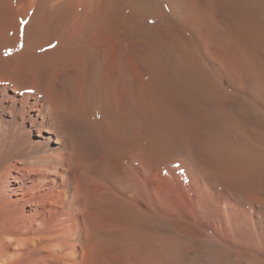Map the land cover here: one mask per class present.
Segmentation results:
<instances>
[{
  "label": "bare ground",
  "instance_id": "1",
  "mask_svg": "<svg viewBox=\"0 0 264 264\" xmlns=\"http://www.w3.org/2000/svg\"><path fill=\"white\" fill-rule=\"evenodd\" d=\"M223 224L264 258V0H0V264H183Z\"/></svg>",
  "mask_w": 264,
  "mask_h": 264
},
{
  "label": "rangeland",
  "instance_id": "2",
  "mask_svg": "<svg viewBox=\"0 0 264 264\" xmlns=\"http://www.w3.org/2000/svg\"><path fill=\"white\" fill-rule=\"evenodd\" d=\"M200 224H190L192 226L189 227L190 228L189 231L195 230V231L200 232L201 235H203L202 232H204V229H207V227H205L202 224H201L202 225L201 226ZM223 225H222L223 227L215 228V230H214V232L216 231V234L215 233L214 234L215 235L218 234L217 235L218 239H220L221 236H224V237L221 238L222 242H221V240L219 241L218 239L217 240L219 242L218 241H215V240H208L204 236L203 237L201 236L200 238H198L196 240H189L190 242L187 243V254H186V258L184 259L183 264H241V263L242 264H246L245 263L246 261H248V263L253 262V264H264V258H262V257L259 258L260 261L258 259H257L258 260L257 261V260H255V258L249 257L248 255L246 256V254H245V256H246V258L247 257L249 258L248 260L244 259V257H245L244 254L242 255V256H244V257H242V259H244L245 261L242 260V259H240L241 258V255L240 254L237 257L236 256L237 255L236 253H239V250H237L238 247L235 245L236 242L234 240L236 239L238 233L236 231L232 230V228L231 227H228L226 224H223ZM228 233H229V235H228ZM225 234H227V235H225ZM231 234L232 235L234 234L233 236L235 237V239L233 237H230V236H232ZM228 237H229V239L231 238L230 241L228 240ZM232 242H234L233 243L234 245L232 244ZM225 243L228 246L224 245ZM229 243H231V245ZM217 246H219V247H217ZM223 246L227 247V249L225 247H223ZM229 246H230V251L228 250ZM235 247H237L235 249L236 252L233 250ZM231 248H233L232 249L233 251L231 250ZM225 249H226V251H225ZM195 251L198 252V253H196ZM227 251H229L230 254H229V252L226 253ZM233 252H235L234 255H233ZM239 256H240V258H239ZM191 257H193V258H191ZM250 259H252V260L254 259L256 263L254 261H250ZM242 261H244V262H242Z\"/></svg>",
  "mask_w": 264,
  "mask_h": 264
}]
</instances>
